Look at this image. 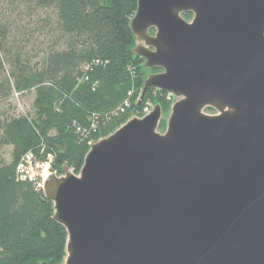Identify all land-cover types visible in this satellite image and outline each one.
Masks as SVG:
<instances>
[{
	"label": "water",
	"instance_id": "water-1",
	"mask_svg": "<svg viewBox=\"0 0 264 264\" xmlns=\"http://www.w3.org/2000/svg\"><path fill=\"white\" fill-rule=\"evenodd\" d=\"M130 28L138 105L175 100L47 178L63 264H264V0H138Z\"/></svg>",
	"mask_w": 264,
	"mask_h": 264
},
{
	"label": "trees",
	"instance_id": "trees-1",
	"mask_svg": "<svg viewBox=\"0 0 264 264\" xmlns=\"http://www.w3.org/2000/svg\"><path fill=\"white\" fill-rule=\"evenodd\" d=\"M8 5L13 11L6 6L0 12V105L12 92L33 93V101L21 114L0 108V146L11 147V159L0 161V264H63L66 228L54 220L53 202L44 191L18 179L21 158L31 152L45 161L51 155L58 174L65 165L78 174L92 143L142 116L147 104L159 103L168 113L175 99L149 90L138 105L145 78L160 70L146 69L133 52L130 23L138 0H10ZM21 7L20 20H11ZM25 17L32 20L24 23ZM34 43L38 49L32 55Z\"/></svg>",
	"mask_w": 264,
	"mask_h": 264
},
{
	"label": "rangeland",
	"instance_id": "rangeland-1",
	"mask_svg": "<svg viewBox=\"0 0 264 264\" xmlns=\"http://www.w3.org/2000/svg\"><path fill=\"white\" fill-rule=\"evenodd\" d=\"M8 3H10V0H4V3L2 4V8L0 9V12H1V10L4 12L6 10V6L9 7L11 11H13L12 7L9 6ZM22 11H25L23 7L20 8V12L17 9L15 11V13L11 16V20H14V19L20 20V18H21L20 14ZM8 17H9V15L4 17L5 21L7 20L6 18H8ZM22 19H24V23H27V22L32 20L30 17H25ZM190 19H187V20H190ZM37 46H38L37 43H34L31 46L30 49L32 51V53H31L32 55L36 54V51L38 49ZM5 66H6V69L9 70L8 63H6ZM32 101H33V93H26L23 96H20L17 93L12 92L6 100L1 102V105H0L1 112H5L6 114L8 113L10 115L21 114V113H24L25 111L28 112L32 107ZM206 112H208L210 114L215 113V111L213 109H207ZM169 113H170V111L168 113H165V114L163 112V119L166 120ZM160 129H161V127H160ZM161 130H163V129H161ZM10 154H11V147H9V146L1 147L0 146V161L1 160L9 161L11 159Z\"/></svg>",
	"mask_w": 264,
	"mask_h": 264
},
{
	"label": "built area",
	"instance_id": "built-area-1",
	"mask_svg": "<svg viewBox=\"0 0 264 264\" xmlns=\"http://www.w3.org/2000/svg\"><path fill=\"white\" fill-rule=\"evenodd\" d=\"M169 95V94H168ZM172 97V95H169ZM153 108V105L147 104L143 108V117L148 114ZM52 156L48 155L45 161H38L36 157L31 153L25 154L18 166H17V177L19 180H26L32 182L37 189H44V184L50 174H55L57 176H62L63 174H58L57 171L53 170L51 167Z\"/></svg>",
	"mask_w": 264,
	"mask_h": 264
}]
</instances>
